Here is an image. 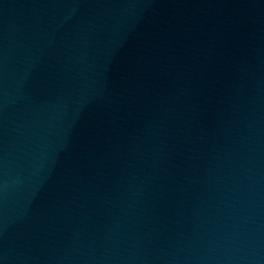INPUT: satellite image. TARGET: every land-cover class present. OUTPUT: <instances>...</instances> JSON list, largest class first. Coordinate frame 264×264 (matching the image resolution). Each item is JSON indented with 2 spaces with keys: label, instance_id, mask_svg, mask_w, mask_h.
<instances>
[{
  "label": "water",
  "instance_id": "water-1",
  "mask_svg": "<svg viewBox=\"0 0 264 264\" xmlns=\"http://www.w3.org/2000/svg\"><path fill=\"white\" fill-rule=\"evenodd\" d=\"M0 264H264V0H0Z\"/></svg>",
  "mask_w": 264,
  "mask_h": 264
}]
</instances>
